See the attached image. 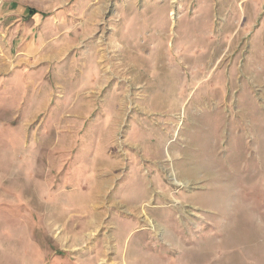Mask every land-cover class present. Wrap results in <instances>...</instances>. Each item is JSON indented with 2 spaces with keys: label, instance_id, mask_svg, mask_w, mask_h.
I'll list each match as a JSON object with an SVG mask.
<instances>
[{
  "label": "rangeland",
  "instance_id": "obj_1",
  "mask_svg": "<svg viewBox=\"0 0 264 264\" xmlns=\"http://www.w3.org/2000/svg\"><path fill=\"white\" fill-rule=\"evenodd\" d=\"M16 1L61 11L67 66H103L96 96L131 86L83 129L86 109L46 121L23 105L40 88L0 87V264H264V0ZM167 51L170 98L145 66Z\"/></svg>",
  "mask_w": 264,
  "mask_h": 264
},
{
  "label": "crops",
  "instance_id": "obj_2",
  "mask_svg": "<svg viewBox=\"0 0 264 264\" xmlns=\"http://www.w3.org/2000/svg\"><path fill=\"white\" fill-rule=\"evenodd\" d=\"M81 1L87 2L88 6L94 3V1L90 2L89 0ZM60 12L58 11L56 14L51 13L45 16L39 11L35 12L33 7L23 6L16 0H0V23L6 24V28L4 27L3 29V34L1 31L0 34L8 36L11 42L9 52L6 54L5 59L8 63L13 64L12 68H9V66L7 67L5 65L6 61H4V59L3 62L0 63V87L4 86L9 88L10 92H13V87L22 86L23 96L26 95V92L28 95H31L29 89L33 86L34 88H40L38 97L34 100L31 98L26 100V98H24L23 105L25 106L27 102H29L30 108L32 109V104H37L41 113L44 112L43 120L46 119L47 121L53 116V112L58 114L62 111L64 105V112L71 111L74 113L86 109L83 123L79 126L82 129L87 126V124H90L91 114L97 109L100 112L104 111V126L108 124L109 127H111L112 119L115 117L112 115V109L117 111V102L121 104V102L124 101L122 98L124 96L126 97L128 88L131 86L130 82L127 80H114L107 76L104 80V85H99V90L97 91L100 95L103 93V97L96 96V83L98 76H102V74H100V69L103 66L100 64L96 65L93 62L88 65L85 64L86 66L76 67V69H70L67 66L68 62H73L74 60L72 59L75 58H71L72 61L68 60L70 54H64L62 50L58 49L59 38L63 36L65 32ZM46 38L49 40L47 41ZM46 44L47 47L45 46ZM172 55L173 54L171 52L169 53V51H167L165 55L157 53L156 59H158V61H156V63H148L149 66L148 64L145 65L148 69L152 67L156 71L164 72L163 76H165V78H163V80L155 79L151 81L152 84H150L152 87H159V97L163 95L164 97L170 98L171 93L169 89L175 86L170 85L171 82L167 80L169 74H165V72H169L175 67ZM145 66H141V68ZM76 75L78 77H75ZM71 84L79 87V90H84L76 97H72L71 99L73 100H71L67 106H65L67 102L64 101L65 104L59 102L57 96L52 97V99L48 101L47 96L49 94V87L54 86L56 87V93H62L58 87L62 89ZM143 84L145 86L148 82ZM53 92L52 90L50 93L53 94ZM108 94H112L115 97H108ZM34 95H36L35 92ZM64 95L65 92H63V96ZM180 97L183 100L182 96ZM147 98L148 97L145 96L144 100H147ZM148 100L151 101L150 99ZM165 110L169 111V105L164 107V111ZM135 111L137 112L138 110L135 108ZM152 111L146 110L140 114L146 118H153V116L158 117L162 114V111H160L161 113L157 111L158 114H153ZM82 132H84V130H82ZM73 133L79 134L80 130L73 131Z\"/></svg>",
  "mask_w": 264,
  "mask_h": 264
}]
</instances>
